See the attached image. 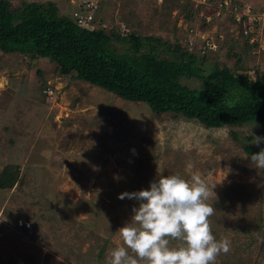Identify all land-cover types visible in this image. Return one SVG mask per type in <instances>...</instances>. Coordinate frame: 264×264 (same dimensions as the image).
<instances>
[{"label":"rangeland","instance_id":"rangeland-1","mask_svg":"<svg viewBox=\"0 0 264 264\" xmlns=\"http://www.w3.org/2000/svg\"><path fill=\"white\" fill-rule=\"evenodd\" d=\"M9 1H51L69 17L79 0ZM94 1L106 32L184 46L192 28L195 46L205 36L215 43L208 65L264 78V16L251 29L256 45L247 52L228 16L214 15L213 0ZM231 1L253 13L264 9V0ZM110 47L127 50L115 40ZM53 66L46 58L0 52V170L22 164L12 186L0 189V264H106L110 250L122 244L117 230L139 207L119 194L148 189L157 174L186 180L196 174L213 188L211 230L217 240L231 242L215 264H264V169L254 168L243 150L264 149V141L252 143L253 136L264 137V122L206 128L99 87L94 92L95 86L59 76ZM47 81L56 87L52 99L41 93ZM181 82L198 85L195 78Z\"/></svg>","mask_w":264,"mask_h":264},{"label":"trees","instance_id":"trees-1","mask_svg":"<svg viewBox=\"0 0 264 264\" xmlns=\"http://www.w3.org/2000/svg\"><path fill=\"white\" fill-rule=\"evenodd\" d=\"M201 21L203 29L209 27ZM238 34L249 52L256 45L249 42L251 32L243 35L240 30ZM112 40L127 44V50H112ZM0 52H18L30 60L46 58L59 76L86 82L123 100L142 102L155 114L196 120L206 128L264 122V78L251 79L218 62L208 65L207 57L152 35H123L100 26L80 28L59 15L51 1L15 5L0 0ZM36 74L39 77L41 71ZM182 78H195L198 85L190 87ZM243 150L248 157L255 154L249 146L243 145ZM17 169L13 163L1 168L0 189L12 186Z\"/></svg>","mask_w":264,"mask_h":264},{"label":"clouds","instance_id":"clouds-1","mask_svg":"<svg viewBox=\"0 0 264 264\" xmlns=\"http://www.w3.org/2000/svg\"><path fill=\"white\" fill-rule=\"evenodd\" d=\"M253 137V144L264 141ZM249 159L254 168L264 169V149ZM212 189L196 174L190 180L157 174L148 189L119 194L139 207H133V215L117 230L122 244L110 250L106 264H215L221 253L230 251L231 242L212 233Z\"/></svg>","mask_w":264,"mask_h":264},{"label":"built area","instance_id":"built-area-1","mask_svg":"<svg viewBox=\"0 0 264 264\" xmlns=\"http://www.w3.org/2000/svg\"><path fill=\"white\" fill-rule=\"evenodd\" d=\"M213 2H215L213 9L214 15L221 17L222 14H224V16H228L229 20H232V24L237 28L238 33L241 30L243 35L250 33L251 29H254L264 16V9H260L257 13H253L248 5H240V3H234L231 0H213ZM97 10L98 4L96 1L79 0L76 8L73 9L69 15V18L80 28L93 29L97 26H101L95 19ZM187 32L188 35H190V37H188L190 39L187 38V43L184 46L181 45V47L188 49L192 54L205 56L208 59V53L215 51V43L212 39L205 36L201 38L200 44L195 46L194 38L197 33H195L192 28L187 29ZM252 41H254V37L251 35L249 37V42ZM53 91L54 87L50 84L41 89V93L44 94L47 99L53 98Z\"/></svg>","mask_w":264,"mask_h":264},{"label":"crops","instance_id":"crops-1","mask_svg":"<svg viewBox=\"0 0 264 264\" xmlns=\"http://www.w3.org/2000/svg\"><path fill=\"white\" fill-rule=\"evenodd\" d=\"M69 2L70 3H73V0H69ZM78 2V1H77ZM77 2H75V3H73L74 4V6H73V9H75L76 8V6H77ZM63 5H64V7H65V3L63 2L62 3ZM64 7L63 8H61L62 10L64 9ZM58 9H60V6L58 7ZM95 19L98 21V23L99 24H101V25H103V23H101V19H102V14L100 13V11H98V12H96L95 13ZM47 82H49L48 84H50L51 82L50 81H47ZM86 83V82H85ZM86 84H88V83H86ZM51 85V84H50ZM53 86V85H52ZM90 86H92V85H90ZM54 88H56L55 86H53ZM95 88V91L94 92H98L99 90L96 88V86L94 87ZM53 158V157H52ZM47 160V159H46ZM51 160V159H50ZM49 160V161H50ZM52 161H53V159H52ZM17 165H19L20 166V164H21V162L20 163H18L17 161L15 162ZM22 165V164H21ZM19 168V167H18ZM28 169V168H27ZM43 176V175H42Z\"/></svg>","mask_w":264,"mask_h":264}]
</instances>
